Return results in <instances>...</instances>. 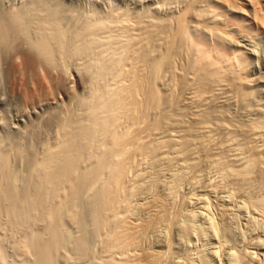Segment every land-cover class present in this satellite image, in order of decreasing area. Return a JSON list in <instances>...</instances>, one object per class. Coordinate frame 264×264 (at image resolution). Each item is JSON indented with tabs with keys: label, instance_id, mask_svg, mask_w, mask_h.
<instances>
[{
	"label": "bare ground",
	"instance_id": "6f19581e",
	"mask_svg": "<svg viewBox=\"0 0 264 264\" xmlns=\"http://www.w3.org/2000/svg\"><path fill=\"white\" fill-rule=\"evenodd\" d=\"M14 1L0 0V104L16 116L1 132L0 264H169L174 166L216 175L264 234L261 80L241 48L264 55L261 0H184L166 16ZM214 217L207 227L224 230Z\"/></svg>",
	"mask_w": 264,
	"mask_h": 264
},
{
	"label": "rangeland",
	"instance_id": "374dc122",
	"mask_svg": "<svg viewBox=\"0 0 264 264\" xmlns=\"http://www.w3.org/2000/svg\"><path fill=\"white\" fill-rule=\"evenodd\" d=\"M23 1H27V0H23ZM23 1L17 0L15 3H17V2L21 3ZM67 1L69 3H73V4L79 5V6L81 4L82 9H84V8L87 9L88 7L90 8V6L91 7H92V5L95 6V4L97 7H98V5H100L99 7H101V5H102V7H106V5L107 6L112 5V7L115 6V7H119V8L120 7L130 8L134 12H138V13H144L146 10L148 11L150 9L151 10L155 9V10H158V12L157 11H155V12H157L163 16L164 15L166 16L167 14L169 15L172 12L176 13V12L180 11L182 9V7L184 8V6L186 4L184 0H66V2ZM174 1H175V4H173ZM76 2H78V3H76ZM238 2H241L240 4L242 6L246 7L248 10H250V8H251L250 4L251 3H249V2H252L251 0H249V1L248 0H238ZM261 2L264 3V0H261ZM83 6H84V8H83ZM248 41L249 40H242L243 46H241V48H243L245 50V52L248 53L249 59L252 60V61L250 60L251 65H252V67H251L252 73L254 74V76L260 77L261 88H259L257 90L256 96L258 97L259 100H261L260 102H263V104L262 103L261 104L263 105V108H264V58H263L264 55L262 53L263 50H261V48L263 49V45H261L262 43L261 44L260 43L254 44V42H250V41L248 42ZM259 44H260V46H258ZM13 105H14L13 103L9 104V105L7 104L6 106L3 104H0V108H1L0 109V137H2L1 132H3V136H6V133H8L7 131L12 129V128H10V126H8L9 122L13 120L12 122L14 124V120L16 121V116H15V111H14L15 109H14ZM4 106L6 107L5 109H4ZM9 107H10V109H9ZM255 112H254V114H257ZM3 119H4V121H3ZM6 119L8 121H6ZM10 124L13 125L12 123H10ZM6 127H8V128H6ZM2 129H3V131H2ZM4 131H5V133H4ZM9 133H11V132H9ZM12 133L13 134L15 133V137L18 135L16 132H14V130ZM7 137H8V135H7ZM7 137H2V138H5L6 141L2 140V138H1L0 143L2 145L0 147H3V146L7 147L8 146L9 143L7 141L8 140ZM13 138H14V136H13ZM13 138H11V145L13 143L12 140L14 141L15 139H18L19 137L17 136V138H14V139ZM3 141H5V142L2 143ZM169 169L172 170V174L174 171L173 169H175V171H177V172L180 170L179 172L181 174L184 173V174H182V176L179 175L180 179H182V180L178 179V181L180 180V182H181V185H179L180 186L179 187L180 189L178 192L179 195H177L175 203H173L174 201L172 202V204H176V205H173V209H175V211L177 209L181 210V211H179V213L183 211L182 213L184 215L181 213L179 215L181 218L180 217L176 218V219L180 218L179 220H177L180 222V224H179V222L176 221L178 224L175 223L176 224L175 227L176 226L177 227L176 228L174 227L172 230L167 232L168 233L167 234V236H168L167 241L169 240L173 244V245L170 244L171 248L173 247L172 248L173 250H171V248H170V250H171V252H173V251L176 252L174 254L172 253V257H170L171 260H169L168 263L169 264H177L178 263L177 260H179V257L182 261V260H184L182 258H184L185 256L186 257L192 256L196 261H201V260L203 261L204 260L203 262L201 261L203 264H205V262H207L206 264H229V261L227 260L228 258H227V251L226 250H228V248H235L236 246H239L243 249H246L249 252L252 250V252H250L252 256H250L249 260L247 259L246 261L252 260L253 263L250 262L251 264H262V263L264 264V245H263L264 242H262L264 239V234H263V231L261 230V228H259L258 224L255 222L256 220L254 218L257 215L251 209V207L250 208L245 207V205L240 203L239 200H237V201L231 200L230 196H228L229 194L228 195L226 194L228 192L221 189L222 188L221 186L218 187V184L216 181L218 179L215 178V177H217L216 175L214 177L213 174H211V175L209 174L207 177L206 176L207 174H205L203 176V179L201 178L202 180L196 181L194 174H193V171H191L190 169H188L189 171L187 169L182 171L181 168H179V167L176 168V166H174V168H168L167 173H165L167 175V176L165 175L167 178V182L173 181V179L172 180L170 179L171 177L173 178V175L170 173ZM208 178L209 179L214 178L215 180L213 179L212 181H209ZM198 181H201V182H198ZM209 182H211V183L213 182L212 185H214V187H217V189L215 188V190H214V187L213 188L211 187V190H210L209 186H211V185H208ZM218 183H219V181H218ZM219 185H220V183H219ZM208 192H211V193L208 194ZM209 197L211 198L210 200H209ZM207 198H208V201H206ZM209 201L211 203H209ZM207 204H208V206H207ZM174 206H175V208H174ZM221 207H222V209L223 208H225V209L222 210ZM220 210H222V211H220ZM224 210H225V213H223ZM191 213L193 215L195 214L194 217L192 216L193 218L191 217V215H192ZM207 214H208V216H209V214H211V216H215L214 218L217 220L218 225L222 226V227L219 226V229L220 228H225V229L224 230L220 229V231L218 230L217 231L218 233L217 232L214 233L211 229H209V226L207 227L208 223L206 220L208 218ZM221 214L222 215L224 214V215L222 216ZM180 225H183V226H180ZM255 226H257V227H255ZM153 237L154 236L150 237L151 239L150 238L149 239L152 241V240H154V239H152ZM259 239H262V241H261L262 244H260L261 242L259 244H258V242H256ZM152 242L155 244V240ZM219 242H221L220 245L222 244V242H225V243H223L224 245H222V247H221L219 245ZM229 246H231V247H229ZM173 255H174L177 263L176 262L170 263V261L174 262ZM253 255H255V256H253ZM172 258H173V260H172ZM245 263L243 262L241 264H245ZM178 264H181V262L179 261ZM182 264H183V262H182ZM247 264H249V262Z\"/></svg>",
	"mask_w": 264,
	"mask_h": 264
}]
</instances>
